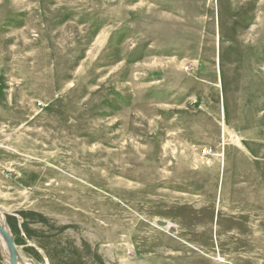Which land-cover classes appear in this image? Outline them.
<instances>
[{
  "label": "rangeland",
  "instance_id": "obj_1",
  "mask_svg": "<svg viewBox=\"0 0 264 264\" xmlns=\"http://www.w3.org/2000/svg\"><path fill=\"white\" fill-rule=\"evenodd\" d=\"M0 214L21 264H264V0H0Z\"/></svg>",
  "mask_w": 264,
  "mask_h": 264
},
{
  "label": "water",
  "instance_id": "obj_2",
  "mask_svg": "<svg viewBox=\"0 0 264 264\" xmlns=\"http://www.w3.org/2000/svg\"><path fill=\"white\" fill-rule=\"evenodd\" d=\"M157 224L162 227L165 226L164 221H157ZM0 235L2 236L5 242V245L7 247V250H8V254H9L8 263L16 264L17 252H16V246H15L11 233L8 231L7 228L0 225Z\"/></svg>",
  "mask_w": 264,
  "mask_h": 264
},
{
  "label": "bare ground",
  "instance_id": "obj_3",
  "mask_svg": "<svg viewBox=\"0 0 264 264\" xmlns=\"http://www.w3.org/2000/svg\"><path fill=\"white\" fill-rule=\"evenodd\" d=\"M160 221H162V220H160ZM163 221L165 222V226L166 227L169 226V223L167 221H165V220H163ZM0 225L1 226H4L9 231V228H8L7 224L5 223L4 216L2 214H0ZM0 243H1V246H2V249H3V252H4V255H5V259L7 260V263H8L9 254H8V250H7V247L5 245V242H4V240H3V238H2L1 235H0ZM16 252H17L16 264H21L20 256H19V251L17 250V246H16Z\"/></svg>",
  "mask_w": 264,
  "mask_h": 264
}]
</instances>
